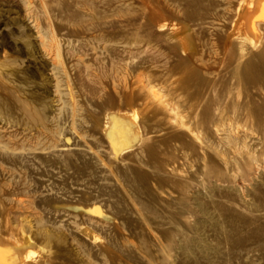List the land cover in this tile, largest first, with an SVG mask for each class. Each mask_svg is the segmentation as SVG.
Segmentation results:
<instances>
[{"label": "rangeland", "instance_id": "374dc122", "mask_svg": "<svg viewBox=\"0 0 264 264\" xmlns=\"http://www.w3.org/2000/svg\"><path fill=\"white\" fill-rule=\"evenodd\" d=\"M26 1L0 0V264H264V19Z\"/></svg>", "mask_w": 264, "mask_h": 264}, {"label": "bare ground", "instance_id": "6f19581e", "mask_svg": "<svg viewBox=\"0 0 264 264\" xmlns=\"http://www.w3.org/2000/svg\"><path fill=\"white\" fill-rule=\"evenodd\" d=\"M33 1V0H32ZM32 1L31 0H27L26 2H27V8H29V9H31V8H38L37 6L35 7V6H33V4H32ZM25 2V1H24ZM35 2V1H34ZM46 8V7H45ZM241 10V12H240V14H239V28L244 32V34L248 37V39L249 40H252L253 38H254V34L258 31V29H256V24H257V22L259 23V21H260V19L262 20V19H264V0H244L243 1V4H242V8L240 9ZM29 11H31V10H29ZM36 11V10H35ZM46 11V10H45ZM37 12V11H36ZM44 12V11H43ZM191 13V12H190ZM48 14V13H47ZM35 16V15H34ZM45 19V18H44ZM48 19H50L49 17H48ZM53 20V19H52ZM259 20V21H258ZM41 21H43V19L41 20ZM35 22V21H34ZM54 22H55V20H54ZM53 22V23H54ZM36 23H37V28L39 29V32H40V34L44 37L45 35H46V33H48V32H50L51 30V33L54 35V32L55 33H58L57 32V30L59 31V28L62 30V27H61V25H59V26H56V28L53 30V26L52 25H54V24H52V25H49L50 23H48L47 25H49L48 27V30H50V31H45V27H43L42 25H44V24H41L40 22H39V20H36ZM56 24H58V23H56ZM238 25V24H237ZM47 28V27H46ZM257 30V31H256ZM50 33V34H51ZM53 35H52V37H53ZM48 36V35H47ZM50 36V35H49ZM48 36V37H49ZM43 37H40L41 39H42V41H43ZM46 37V36H45ZM56 37V36H55ZM47 38V37H46ZM50 38V37H49ZM57 38H58V36H57ZM56 38V39H57ZM48 39V38H47ZM46 39V40H47ZM52 39L53 38H50L48 41H46L45 40V38H44V43L45 42H47V43H49V41H52ZM257 39V38H256ZM58 40V39H57ZM258 40V39H257ZM256 40V41H257ZM53 42V41H52ZM58 42V41H57ZM255 42V41H254ZM59 43V42H58ZM43 45H45V46H47V44H43ZM49 45V44H48ZM52 45H54V42H53V44ZM52 45L50 44L49 46L50 47H52ZM58 45V44H57ZM56 45V46H57ZM44 46V47H45ZM60 46V45H59ZM48 48V49H51V48ZM54 47V46H53ZM54 49V48H53ZM60 49V48H59ZM47 50V49H46ZM55 50V49H54ZM53 51V50H52ZM61 53V52H60ZM58 54V53H57ZM56 54V55H57ZM130 118V117H129ZM135 118L136 117H134V116H132L130 119H132L131 121H135ZM129 119V120H130ZM130 121V122H131ZM133 123V122H132ZM135 123V122H134ZM113 125V124H112ZM138 128H137V125H136V129L135 130H137ZM117 131H118V133H117V135H115L114 136V138H113V141L115 142V143H118L117 141H116V139L117 138H119L121 141H122V143L124 142V140H125V134L123 133V131L122 130H120V129H117ZM109 135V134H108ZM129 137V136H128ZM112 138V137H111ZM131 140V139H130ZM129 141V140H128ZM132 143V142H131ZM127 146H129V145H127ZM8 186H10V185H8ZM98 213H99V211H98ZM99 215H100V213H99ZM0 256H2V254H0ZM2 258H3V256H2ZM23 259V258H22Z\"/></svg>", "mask_w": 264, "mask_h": 264}, {"label": "crops", "instance_id": "0c3cea01", "mask_svg": "<svg viewBox=\"0 0 264 264\" xmlns=\"http://www.w3.org/2000/svg\"><path fill=\"white\" fill-rule=\"evenodd\" d=\"M0 254H2V256H3V258H2V256H0V263L3 262V260H4L7 256H9V255L11 256V255H12V254H9V253H1V252H0Z\"/></svg>", "mask_w": 264, "mask_h": 264}]
</instances>
